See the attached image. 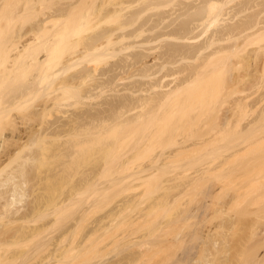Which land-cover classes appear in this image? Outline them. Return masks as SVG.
Segmentation results:
<instances>
[{"label":"bare ground","instance_id":"1","mask_svg":"<svg viewBox=\"0 0 264 264\" xmlns=\"http://www.w3.org/2000/svg\"><path fill=\"white\" fill-rule=\"evenodd\" d=\"M234 2H236V5H234V7H231L230 4ZM82 3V0H76V2L68 3L66 7L57 10L55 15L47 16L42 21H38V23L31 30V33L33 34L30 35L35 36L33 38V41H29L32 38H26L25 34H20L16 31L18 34V38H13L12 40H10L6 47H4V45H6L4 44L0 48H5L3 52L4 54L2 53L4 48L2 49V51H0V53L3 54H0V57H4L3 60L5 63L3 61L2 62L6 66L5 69L1 71L2 74L0 76V177H4V175L6 176V178H0V211L4 210V215L6 214L5 216H8L6 217L7 219L10 217V221L8 223H10L12 227L13 225H17L16 227H18H15L17 229L16 232L14 231L13 234L11 233V238H13V241L16 238L19 239V236L23 232L25 236L26 232H29L30 230L32 234L34 233L32 231H35V233H37L36 237L38 236V234H40L36 232L39 229L34 230V228H36V221L38 220L36 216L34 217L32 214L34 213V211L31 213L28 212V210H24L26 208L25 206H28L23 203L25 202L24 198L27 197L26 195H28L27 193H25V190L26 186L30 183H28V181L26 182L25 180L22 182V179H26L25 174L28 173L27 175H29V171H26V166L29 163L28 161H31L32 163L35 162L34 164L37 166V159H41L42 157H44V154L46 152L43 154L44 156H42V153H40L41 156H39V153L37 154L36 152V154L39 156H37V158L36 154H34L35 152H33L31 148L34 147L35 149V147H37L38 144L41 145L42 142L44 144H49L50 139H54L55 141L59 142L62 147H66L64 146L65 141L63 145V143H60L59 140L62 141V139H68L69 141L71 140L70 138L72 136L73 138L76 137L75 142L78 140L79 141L76 142L77 144H75L74 141L72 142V140L69 141L72 142L71 144L66 141V143L69 144H67V150L70 151L75 144L78 146L79 150L85 151L86 148L91 147L90 142L91 145L95 143L97 144L99 140H97V142L96 139H94L95 141H93V143L91 139H82L80 135H84L83 137L86 136L85 138H87L88 135H91L94 138L98 137L102 139V136H100V132L103 130L102 135L103 139H105L104 137L108 132H112L111 135H113V133H117L118 129H120L121 127L127 128L135 126L138 123L146 124L148 123V121L150 122L151 118L154 119V117H157V120L155 119V121H159L158 123H160V120L161 122L163 120L162 118L160 119L157 115L165 118L164 116L167 117L168 115L167 111L169 113V116H174L180 113L183 115L182 117H184V114L186 115V113H188V111L190 110H186L187 107H189L187 105H190L191 102V100L188 99L191 94L188 96L187 94L195 91L193 89H196L199 86L198 83L200 82L201 75L206 73L205 69L208 68V66L210 67L211 62L214 61L217 57L225 55L228 52H236L238 49H240V47H242V44L264 34V20L259 19V17L255 22H252L251 18H249V20L247 21H241L244 13L261 5V3H259L257 0H105L104 3L102 2V5L99 7V9L97 8V13L96 11L94 12V10H92L90 16H88L86 13H81L82 15L78 14L77 18L75 17V19H73V15L76 14L75 12L77 10V7L82 5ZM111 5L114 7L110 8ZM153 10H156V13H154V15L152 14V16L148 15L145 18V15L149 13V11L153 12ZM93 14H95L94 17L92 16ZM15 18L20 19V16L13 17V19ZM21 18L25 17L21 16ZM30 18L31 17H28L26 21L30 20ZM105 18H107V21L115 20L117 24L114 27H106L105 29L97 31V29H100V27L102 26L100 23L107 22L106 20H104ZM19 19L18 21H20ZM228 21L234 22L229 23ZM90 28L94 31V33H87L83 36L81 35L83 34V32H89L88 29ZM49 29H51L52 32ZM47 30L48 32H51L48 34L49 37L40 39V33H45L47 32ZM75 35H77L76 38L74 37ZM241 38H243L244 41L238 42ZM2 39H4V35ZM4 41L6 42L7 39H4ZM232 41V45H224V43ZM0 43L3 44V40L0 41ZM65 49L69 50L67 52V56H65L64 53V51H66ZM262 53H264V47H260L256 50L257 56H260ZM55 56L56 58L58 57L57 60L55 58L56 62L54 63L56 69L52 70V72L49 71L48 73V70L54 68L53 64L52 68L50 66V59L54 60ZM103 59L105 60V62L106 60L109 62V59H115V61H112V63L110 62L107 67H99V62L101 60L104 61ZM201 60L202 62L197 63ZM6 61L8 62V64H6ZM102 61L100 62V64L102 63ZM213 65L215 66V63H212L211 67ZM34 70H36V73L33 75L34 79L29 80L28 83L26 82L27 85H25L24 87L22 85L21 89L18 88L19 85H15V91L14 88H11V84L16 83L17 77V82L19 81L23 84V82L20 81V79L22 78V76L20 77V74H22L23 76L25 75L26 80H28L29 77L27 78V76H29ZM48 78H51V80L49 79L50 81H47L49 84H47L46 82V84L43 85L44 79ZM22 80L25 81V78H23ZM252 80L254 79L252 78ZM252 80H250L252 84L250 83V81H248L249 84H251L249 89H254L256 90L255 92H258L262 88H264L263 76L259 77L258 81H255V83H253L254 81L252 82ZM34 96H37L39 99L40 96L41 98L43 97V102H37L39 103V105L35 104L31 106V104L33 103L29 104V102L31 100L33 101ZM192 96L193 94L191 95V98ZM251 96L252 94H248L243 96L242 98L236 99L234 102L228 103V109L224 113L222 112V114L219 115L218 113L222 111V106L227 105L228 99H225L220 103V107H218V109L221 110L220 112L216 113L217 116L215 117V126H213V128H210L212 129L210 130V132L213 131L211 132V136L208 132H201L197 140L193 142L188 139V141L186 139L182 140L181 142L177 143L178 145L176 149L171 154L170 151L168 152V154H165L164 151L166 150L161 151L160 155H156L155 158L152 159V161L150 159L151 163H148V166L146 165L130 175L132 181L133 179L136 181H138V179L142 181L143 179V181H145L147 179H150V177L156 176V174L158 175V172L163 168L164 170H166L168 167L166 165L168 164V160L174 155L179 153L181 154L189 149V152L195 151L194 149L196 148L204 149L208 144H210L211 141H213V143L215 144L214 149L213 147H211L213 150L208 147L209 157L211 155V152L213 155H211L209 159H207L208 154L206 153L208 151V148L207 150H204L205 152H200V150L198 152L200 153L198 158L200 162L196 159L198 162L195 161L194 163V161H192L191 165V162L188 161L189 164L187 162V165H182V168L179 167L180 171L177 170L179 168H175V171L177 170L179 172L175 173L176 176L173 175L175 178L173 182H177L180 179L181 185H184V194H191L192 190L189 192V189L194 186L195 183L197 184L198 182H202L204 186L203 188L202 184L200 183H198L197 185L198 187L200 184V186H202L203 188H200L201 190L199 191L202 193L203 190V196H200L202 197L201 200L198 198V202L200 201L199 203H201L200 206L198 204L199 208H197V210L199 211L197 213L199 215L195 214V218L199 216L198 218H196L197 223H195L198 225H196L198 229L197 232L196 229L192 230L193 234H191L190 237V239H192V242H194V245L190 241V239L188 240L189 242H186L189 244H185V248L182 253L183 256H181L182 259H179L181 260L180 262L183 261V264L185 262L187 263V261L188 264H193L194 262L192 263V261L198 263L199 259L196 256L199 257V254L201 262H199L198 264H201L203 259L204 261L202 264H264V154L262 156L255 157L256 155H258L256 154L253 157L251 156L252 158L248 156L250 159L248 157L247 159L244 158L247 161H244V159H240L239 157H244L241 155L242 153L243 155H246L247 152L244 153L246 150L249 152V150H251L250 148L253 149L255 145L259 146V144L263 142L264 108L243 129H241V122L238 121L239 124L237 123L236 125L233 121L234 118H236L235 110L237 108L244 109L246 107H249ZM38 98H36L35 101ZM71 99L76 100L77 103L73 101L75 104L73 105ZM79 99H82L83 102ZM262 101L263 99L261 100V102ZM68 102L70 103V105H67L69 104ZM82 103H86V105L88 104L89 107H87V105L84 108V111H82V109V112L79 111V113H76L77 109L79 108H77V106H79L78 104ZM58 105H62L64 107L62 108L64 110L66 109L63 112L61 111V115L64 114V116H62L64 119L59 120L60 118L58 117L59 119L55 118L57 121H49L50 123H46L48 120L45 119L51 118L47 116L52 113H49V111H52L55 108L61 109ZM105 105L108 107H105ZM193 105L194 104H192L191 106ZM27 107H31V109L33 110L29 111ZM70 107L71 110H75L74 108H76V111H73V113L70 110ZM165 107H169V110L165 111ZM26 108L28 112H24ZM18 110L19 112L16 113V111ZM59 111L60 110H58L57 112L61 113ZM195 112L196 110L194 111V113ZM162 113H165L164 116ZM194 113L190 112V118ZM203 113L205 114V112ZM51 116L53 117L52 114ZM187 116H185L184 118H186ZM192 118L194 119V117ZM155 121L153 120V122ZM177 121H180V119ZM168 122L169 120H167V124H169ZM44 123L46 124L44 125ZM175 123L177 124V127L180 124L176 121ZM181 124H184L183 121ZM230 124H233L235 126L240 125V129L239 127L235 126L234 128L233 125L232 127L237 131L240 130L242 133L236 131L235 133L233 132L234 134H231L232 127L230 129ZM182 125L179 126L182 127ZM112 126H114L115 128L117 127L116 129H113L115 130V132H113ZM168 126H172V123ZM175 126L173 125L169 128L173 129L174 127V131L175 129L177 131L178 128H175ZM104 127L107 129L110 128L111 130L108 129L107 132L106 129H102ZM184 128H186V125L184 126ZM6 130H8V132ZM180 130H182V128H180ZM104 131L105 133H107L105 134ZM239 133L242 135H240ZM114 135L115 136L112 137L116 139V136L118 134ZM226 135L229 136L224 137ZM233 135L236 138L232 140L230 138L234 137ZM77 138L79 139L77 140ZM47 140H49V142H46ZM223 140L225 142H223ZM54 142L50 143V145H55ZM35 144L37 145L33 146ZM48 144H45L46 147L49 146ZM86 144H88V147L86 146ZM71 145L73 146L71 147ZM69 146L71 147L70 149ZM77 146H74L72 153L71 151L69 152L65 150L66 148H64L63 153L61 152V154H64L65 158L70 159L74 157V159H76L75 157L77 155L79 156L80 153L79 150L77 151L76 149ZM58 147L62 148L60 146ZM134 148L132 150L133 153L136 151V148ZM28 149L31 153L28 151ZM42 150H44L43 147L41 151ZM51 151H53V149H51ZM66 151L68 152L67 155ZM24 152H26L27 154L23 155ZM75 152L76 154H78L76 155ZM102 152L103 151H101L100 154H102ZM106 152L108 151H105V153ZM87 153L88 152H86L85 154ZM68 154L70 157L68 156ZM18 155H20L19 157L22 156L23 160L20 158L18 159ZM58 155H60V153ZM80 155L84 156L83 152L80 153ZM201 155H204V157ZM14 156L15 160H21L20 163H16L18 165V169L15 165L9 167H13L12 169L16 168L17 172L22 167V170L20 169L22 172L20 175V172L17 173L15 170V172L18 174L17 176L15 173H13L14 170L12 171V169H8L10 170L9 172H5L7 171V168H9L7 167L9 165L7 160H9L10 158H13L12 160H14ZM129 156L130 154L126 157ZM236 158H238V160ZM239 159L241 161H239ZM68 160L66 162L69 163L71 161V164L69 163L66 166L73 165L72 162H74L75 160ZM235 160H237V162ZM9 161L11 162V160ZM238 161L240 163H238ZM4 163H8L6 164L5 170L4 166L1 168L2 165H5ZM41 163L42 162H40V164ZM38 166L39 168H37L40 169V165ZM194 166L196 168H194ZM67 168L69 167H66L65 169L68 170ZM192 170L195 172L193 173ZM169 171H166V173H168ZM171 172L172 170L170 171V173ZM173 173L174 171L172 172V174ZM30 174H32V172ZM21 175H23L24 178ZM18 176H21V180L18 178ZM125 178L128 179L130 177L125 176ZM125 178H123V180H125ZM172 178L170 180H172ZM182 182L184 183L182 184ZM205 182L207 183L206 187L204 185ZM22 187L25 188L23 189ZM81 188L83 189V187ZM35 191L37 190L35 189ZM83 191H81L82 193L80 194H83ZM188 194L187 196L190 195ZM36 199H38V197ZM36 199L35 202L37 201ZM41 200L43 199L41 198ZM68 200L69 202L66 201V199L64 201L68 204L71 202V205L69 204V206H74L77 203V201L74 199L76 202L74 205H72L74 203L72 202L73 199ZM64 201L61 202L65 207L66 203ZM19 205L21 206L19 207ZM84 205H86V202L84 203ZM29 206H31L30 202ZM57 206L56 209H59L60 205L59 207ZM69 206L67 207L70 210H74V208L72 209V207ZM67 207H65L66 211H69V209L67 210ZM1 208L3 210H1ZM38 208H41V206H38ZM63 208L62 210L64 211L65 208ZM56 209L54 210L56 211ZM32 210H34V206ZM51 210L53 211V209ZM37 211L39 212L40 209H38ZM50 211L48 212L50 213ZM210 211H212L211 218H216L215 220L218 221L217 224L214 221L215 224L213 226L212 221L214 219L212 220L209 217ZM40 213H42V211H40ZM28 214H30V221L35 222V226L33 225L34 228H32V223L28 219ZM112 214L109 215L110 219L115 217L116 215L115 213V215H113L112 217ZM31 215L33 217H31ZM42 215L43 218H41V220H44L47 216L45 217V214L43 213ZM51 215L52 216H50V218L53 217V214ZM54 215H56V212L54 213ZM40 217H42L41 214ZM1 218L2 216H0V219ZM31 218H36V220H31ZM103 218L102 220L106 222L107 220H104ZM55 220L56 221H53L56 223L58 218ZM208 220H212L211 225H209L210 222ZM27 221H29V225L28 223L27 225L31 226L29 228H27L28 226H23ZM103 221L98 222L95 229H99L98 227L102 226ZM18 223L22 226L19 227ZM1 225L2 224H0V227ZM52 225H54V223ZM240 225L242 226L243 230L238 228L240 227ZM243 225H245L246 227ZM9 226H6V228ZM26 228L32 229L26 231ZM6 230H8V228ZM235 230H241V236H239V232L237 234V231ZM242 231H245V234H242ZM94 232H92V234H94ZM1 235H3L2 231L0 233V236ZM5 235L9 237L7 234ZM197 235L198 238L196 237ZM27 236H29L28 233ZM33 237H35V234L33 235ZM236 237L239 238H237L235 242L234 239ZM197 239H199V241ZM195 240L197 243L195 242ZM3 241L4 243H7V240ZM3 241L0 242V250L2 249L4 251L3 254L5 255L6 246H4L3 244V248L5 250L1 248ZM18 241H20V239ZM136 244L137 245H132L137 246L138 248V243ZM142 245L145 244H143L142 242ZM142 245L140 244V246ZM196 247L199 250H197ZM194 249L199 251V253L197 254V251H195ZM80 251L81 250H79V252ZM55 252H57L55 253V255L51 254L52 256H49L52 258H50V261L48 260L49 263L47 262V264H52L53 262H51V260L53 261L55 260V258H57L56 255L58 254V251H56L55 249ZM29 255L31 256V254ZM192 255H196L194 256L195 260H193L194 257ZM209 255H212V260H210L211 258ZM223 255L224 257L228 256V258H224ZM231 255H233V257ZM27 257L23 258L27 260ZM134 257L135 256H133V258ZM28 259H30V257Z\"/></svg>","mask_w":264,"mask_h":264},{"label":"rangeland","instance_id":"2","mask_svg":"<svg viewBox=\"0 0 264 264\" xmlns=\"http://www.w3.org/2000/svg\"><path fill=\"white\" fill-rule=\"evenodd\" d=\"M104 1L105 0H82V2H83L82 5L77 7V10L75 12L76 14H74L73 15L74 18L73 17L72 18L73 19H75V17L77 18L78 14H81V13H83V14L86 13L88 16H90L92 13V10H94V12L96 10H98L99 7L102 5V2L104 3ZM257 1L259 3H261V5L259 7L251 9V10L247 11L246 13H244V15L241 18V21H247V20H249V18H251L252 22H255L258 17H259V19L264 20V0H257ZM73 2H76V0H0V38L2 39L3 35H4V39H7L6 42L4 41V39H2L3 44H1L2 42L0 43V48L4 44H6V45H4V47H6L7 44L10 42V40H12L13 38L14 39L18 38L17 32L20 34H25L26 38H32L29 41H33V38L35 36L30 35V34H33V33H31V30L38 23V21H42L47 16L55 15L57 10L64 8L68 5V3H73ZM113 3H115V2H113ZM234 5H236V2L230 4L231 7L232 6L234 7ZM108 7H110V6H108ZM113 7L114 6L111 5L110 8H113ZM158 12H160V11H158ZM96 13H97V11H96ZM154 13H156V10H153V12L149 11V13H147L145 15V18L148 15L149 16H152V14L154 15ZM94 15L95 14H93L92 16L94 17ZM16 16L17 17L20 16V19L18 18L20 21H18V19H16V18L13 19V17H16ZM21 16H24L25 18H21ZM26 17L27 18L31 17V18H30V20L26 21V19H27ZM34 17H36V18H34ZM101 18H103V17H101ZM106 19L107 18H105L104 20H106ZM228 22L232 23L234 21H228ZM100 24L102 26L100 25L101 27H100V29H97V31L105 29L106 27H114L117 23L115 20L114 21L108 20L107 22H104V23L102 22ZM49 30L51 31V29H49ZM2 31H3V33H2ZM88 31L89 32H83V34H81V35L83 36V35H86L87 33H94V31L91 30V28L88 29ZM91 31H93V32H91ZM51 32H48V30H47V32H45V33L44 32L40 33V35H39L40 39H42V38L45 39L46 37H49L48 34ZM74 37L76 38L77 35H75ZM1 39H0V41H2ZM243 41H244V39L241 38L238 42H243ZM232 44H233V41L228 42V43H224L225 46H230ZM241 46L242 47H240V49H238L236 52H233V53L228 52L225 55L217 57L218 59L216 58L214 61H212L210 64V67L208 66V68L205 69L206 73L203 72L204 74L201 75L200 82L198 83L199 86L198 87L196 86L197 88L193 89L195 91L192 90L194 93L190 91L191 93L187 94V96L190 94L191 95L193 94V96H192V98H191V95L189 98L187 97L188 99L191 100V102H190V105H187L189 107H187V109H186L187 111L189 109L190 110L188 111V113H186L187 111L185 112L186 115L184 114V117L187 116V114H188V116L186 118L182 117L183 115L180 113L176 114L174 116H169V113L167 111V110H169L168 109L169 107L168 108L165 107V109H166L165 111H167L168 115L166 117V116H164L165 113L164 114L162 113L166 119L161 117L160 115H157L160 119L162 118V120H163L161 122V120L159 119L160 123H158L159 121L158 122L155 121V119L157 120V117L153 116L154 119L151 118L152 121L150 120V122L148 121V123H146V124L145 123H138L135 126H131V127H127V128L125 127L126 129L124 127H121L122 129L121 128L118 129L117 133L115 132V130H113V129H116L117 127L115 128L114 126H112V130H113V132H115V133H113V135H111L112 132L111 133L108 132V129H110V128L107 129L104 127L102 129H106V131L108 133L106 132L107 135L106 136L104 135L105 139H103V135H102L103 130L101 129L102 131L100 132V134H101L100 136H102L103 140L101 138H98V137L94 138L91 135H88L87 138H85L86 136L83 137L84 135L83 136L80 135L82 139H89V140L91 139L92 142L95 141L94 139H96V141L99 140V142L97 141L98 142L97 144L95 143V144L91 145V142H90L91 147H88V144H86V146L89 148V151H88V148H86L85 151L79 150L78 146L75 145V144H77L76 142L79 141L78 140L79 138H77L78 141L75 142L76 137L73 138L71 136V138H70V136H69V138L72 140V142L73 141L75 142L74 146H77L76 147L77 151L79 150L80 153L83 152V155L86 152H88L84 156L80 155V153H79V156H82V157H79L77 155L78 153L76 154V152H77L76 151L75 152V154L77 155V156L75 155L76 159H74V157L70 158V159H72V161H74V160L75 161L72 162L73 165H69V166H66V165H68L71 161L69 163H67L66 161L69 158H65L64 154H63L64 155V157H63L61 152L63 153L64 148H66L69 145L68 143H70V144L72 143V142H69L71 140H69V141H68V139L63 140L62 138H61L62 141L59 140L60 143H63V145H64V141H65L64 146H66V147H62V145H60L59 142L55 141L54 139H52V140L50 139V142H49V140L46 141V142H49V144L45 143V144L49 145L48 147H46V145L43 142L41 143L42 146L39 144L33 145V146L37 145V147H35V149L36 148L38 149V150L36 149V151H35L34 147L31 148L32 151L35 152L34 154H36V152H37V154L39 153V156H41L40 153H42V156L45 155L46 157L44 156L45 158L42 157L40 159V158H38L39 156L36 154V157L38 156L37 157L38 159L36 161L37 166L34 164L35 162L32 163L31 161H28L29 162L28 165H30V166H28L26 163L27 166L26 165L25 166L28 168V169L26 168V171H29L30 176L27 175L28 173L26 172L27 174H25V177L28 180L22 179V182L25 180L26 182L28 181V183H30V184L26 183L28 185L26 186V190H25L26 192L25 193L28 194V195H26L28 198L24 196L25 198L24 197L23 198L25 199V202H23V203L25 205H28V206H25L26 207L24 209L25 211L28 210V212H31V213L34 211L35 214L34 213H32V214L34 217L36 216V218L38 219L36 221V228H34L35 222L30 221V214H28L29 215L28 219L32 223V228H34V230L39 229L36 232H38L40 234H38L37 237H36L37 233H35V231H32V232H34L32 234L31 230H30L32 228L27 229V228L31 227V226H28L29 221H27L26 224L23 226H26V227L28 226L26 228L27 229L26 231H29V230L30 231L26 232L23 229L26 232V235L24 236V232H23L19 236L20 241H18L19 240L18 238H16V239L14 238L15 240L13 241L12 240L13 238H11V235L14 233V231L16 232V230H17L16 228H18V227H16L17 225L16 226L13 225V227H12V225L10 223H8L10 221L9 220L10 217L8 219L6 218L8 216H5L6 214L4 215V213H3L4 210L2 209L3 208L2 207L1 210H3V211H0V216H2V218H5V219H2V218H1L2 220L0 219V221L4 222V223L0 222V224H2L0 227V233L2 231V234H3L0 236V242H2L3 240H5V241L7 240V243H4V241H3L2 245H1L2 246L1 248L6 246L5 247L6 250L3 248L5 250V255L3 254L4 251L2 249L0 250V264H21V263L22 264H43V263L47 264V262L49 263L50 258H52L49 256L51 254L55 255V253H57V252H55V249H56V251H58V254L56 255L57 258H55V260H53V261L51 260V262H53L52 264H183V261L180 262L181 260H179V259H182L181 256H183L182 253L184 251L185 244L186 245L189 244L186 242H189L188 240L190 239L191 234H193L192 230L196 229V232H197V229H198V227H197L198 225L195 223H197L196 218L199 217L198 216L199 214L197 213L199 211L197 210V208H199L198 204L200 206L201 203H199L200 201L198 202V200L199 199L201 200L202 197H200V196L201 195L203 196V190H202V193L199 191L201 190L200 188H202L203 184H202V182L201 183L198 182V183L202 184V186H200V184H199V186L197 187L198 183L197 184L195 183L194 186L191 187L192 189L191 188L189 189V192L192 190L191 194L190 193H189L190 195L188 193L184 194L185 193L184 192L185 189L183 187L184 185L183 186L181 185L180 179H179V181L175 180L177 182H173L175 179L173 175H175V173L180 171L179 167L182 168L183 167L182 165H187L186 163L188 161L191 162V165H192V161H194V163H195V161L198 162L199 161L198 158L200 155V153H198V152L200 150H201L200 152L207 150L208 147L209 148L213 147V149H214L215 144L213 143V141H211L210 144H208L209 146L207 145L204 149L202 148L203 150L200 148L199 149L196 148V149H194L195 151L189 152V150H190L189 149V150H186L188 152L185 151L181 154L179 153V154L174 155L172 158H170L168 160V164H166L168 166L167 167L168 170L166 168H165L166 170H164V168H163L162 170L165 172H163L161 170L162 172L159 171L158 175L156 174V176L150 177V179H147V180L144 179L145 181H143V179H142V181L140 179H138V181L133 179V181H132L130 175L133 174V172H136L137 170L146 166L148 163L150 164L152 159H154L156 155L157 156H158V154L160 155L161 151L166 150V151H164L165 154H168V152L170 151V154H171L176 149V147L178 145L177 143L181 142L182 140L188 139V140L193 142V141L197 140V138L201 132H203V133L208 132V133H210V136H211V132H213V131L210 132V130H212L210 128H213V126H215V119H216L215 117L217 116L216 113L220 112V110H221V109L219 110L218 107H220V103L222 101H224L225 99H228L227 105L222 106V111L220 113H218L219 115L222 114V112L224 113L228 109V106H229L228 103L234 102L236 99L242 98L245 95L252 94L250 101H249V103H250L249 107H246L244 109H238L237 108L235 110L236 113L234 112L236 114L235 115L236 118H234V120H233L234 124L237 125L238 121L241 122L240 123L242 126L241 129L246 127L248 125V123L251 120H253L257 116L258 113L261 112V110L264 108V88H262L258 92H255L256 90H254V89L251 90L249 88H250V85L252 84L250 81V80H252V78L254 79V80H252V82L254 81L253 83H255V81L256 82L258 81L259 77H262V76L264 77V53H262L260 56H257V54H256V50L258 48L264 47V34L257 36L255 38L251 39L250 41H247L246 43L242 44ZM2 49H0V51H2ZM4 50H5V48L3 49L2 53L4 52ZM65 50L66 51H64V53H65V56H67L68 55L67 52L69 50L68 49H65ZM3 54H1V55H3ZM55 58H56V56L54 57V60L50 59V62H51L50 66L52 68V64H53L54 68L48 70V73H49V71L52 72V70L56 69V66L54 63L56 62L58 57L56 58V60H55ZM3 59H4V57L2 56V58L0 60V76L2 74L1 71H3V69H5V67H6L3 64V62H4ZM109 60H110L109 62L107 60H106V62H105V60L104 61L101 60L102 63L100 64L101 61L99 62V67H107L110 64V62L112 63V61L113 62L115 61V59L114 60L109 59ZM200 62H202V60L198 61L197 63H200ZM212 63L213 64L215 63V66L213 65L214 67L213 66L211 67ZM6 64H8V62ZM35 71L36 70L32 71V73L30 75L28 73V75H29V76H27V78L29 77L28 80H26L25 75L23 76L22 74H20V77L22 76L20 81H22L23 84L19 81L17 82V78H18L17 77L16 78L17 84L12 83L11 84L12 87L11 86L10 87L14 88V91H15L16 86L19 85L18 88L21 89L22 85L24 87L25 85H27L26 82L28 83L29 80L34 79L33 75L36 73ZM50 77H52V76H50ZM23 78H25V81L22 80ZM249 78H251V79H249ZM49 79L51 80V78L44 79V81L45 80L46 81H45V83L43 81V85H45L47 81H50ZM248 81H250L251 84H249ZM24 82H25V84H24ZM18 83H21V84H18ZM47 84H49V83L47 82ZM196 93H197V95H196ZM37 96H39V95H37ZM37 96H34L33 101L31 100L29 102V104L33 103V104H31V106H33L35 104L39 105V103H37V102H43L42 101L43 97L41 98V96H40V99H39ZM36 98H38L39 101H38V99L35 101ZM262 99H263V101L261 102ZM79 100H82V99H79ZM73 101H75V103H77L76 100L71 99V102H73ZM215 101H216V103H215ZM82 102H83V100H82ZM70 103L67 105H70ZM191 103L194 105L191 106L192 105ZM67 105H64V106H67ZM73 105H75L74 102H73ZM78 105L79 106H77V108L78 107L79 108L77 109V111H76V108H74L75 106L73 107L75 110H71V107H70V110L72 112L76 111V113H79V111H81L82 109H83L82 111H84V108L88 104L86 105V103L85 104L82 103V104H78ZM190 106L193 108H191ZM194 106L196 109L194 108ZM59 107L61 109L55 108V109H53L55 111H53V110L49 111V113L52 112L51 114L53 115V117L51 116V114L47 115L48 117H51V118L44 117V118H48V119H45V120H48L46 123H50V122L55 121L56 119H59V118H60L59 120L64 119L62 117V116H64V114L63 115H61V114L66 109L64 110L63 109L64 107L62 105ZM87 107H89V105ZM105 107H108V106L105 105ZM27 108L29 111L33 110V109H31V107H27ZM27 108H26V110H24V112H28ZM56 109H57V111L60 110L59 112H61V111L62 112L58 113L56 111ZM191 109L192 110L195 109L196 112H198V113H196V112L194 113L195 110L192 111ZM17 112H19V110L16 111V113ZM190 112L194 113V114H192V117H194V119L192 117L190 118V116H191V115L189 116ZM203 112H205V114ZM21 114H22V112H21ZM199 115L201 116L202 120H201ZM179 119H180V121H177ZM190 119H192L194 121H192ZM153 120L155 122H153ZM167 120H169V122H168L169 124H167ZM181 120L184 123L183 125L181 124L182 123ZM175 121L177 123H180L179 125H182V127H180L179 125L177 127V124L175 123ZM190 121H191V123H190ZM233 121H231V122H233ZM156 122H157V124H156ZM46 123H44V125ZM149 123H151V124H149ZM171 123H172V126L176 125L175 128L176 127L178 128L177 131H176V129L174 131V127H173V129L169 128V127H172V126H168V125H171ZM186 123H190V124H186ZM185 125H186V128H184ZM230 125L231 126H229V127L231 129L233 124H230ZM27 126H29V125H27ZM27 126H25V127H27ZM148 126H150V127H148ZM234 126L235 125H233V127ZM239 126H235V127H239ZM106 127H109V126H106ZM233 127H232L231 134L233 132L235 133L237 131L234 129L235 127L234 128ZM180 128H182V130H180ZM239 129H240V127H239ZM6 131L8 132V130H6ZM237 132H241V131L238 130ZM104 133H105V131H104ZM114 134H118L116 136V139L112 137V136H115ZM236 134H238V133H236ZM229 135H226L224 137H228ZM240 135H242V134H240ZM235 138L236 137L234 136L230 139L233 140ZM226 139H229V138H226ZM89 140H88V142H89ZM224 140H223V142L226 141V140L225 141ZM232 140H230V141H232ZM66 141L68 143H66ZM53 142L55 145L52 144V146H53V148H52L50 143H53ZM189 143H191V142H189ZM56 144H57V146H56ZM261 144H259V146H256V145L254 147L252 146L253 149L252 148H250L251 150L248 149L249 152L246 150L244 153L247 152V154L243 155V153H242L241 155L244 157L239 156L240 159H244V158L247 159L248 156L250 158H252L256 154H258V155H256L255 157L262 156L264 154V140H263V142H261ZM211 145H213V146H211ZM58 146L62 147L63 149L59 148ZM72 146L73 145H71V147ZM74 146H73V148H74ZM42 147L44 149V150H42L43 152L41 151ZM54 147H55V149H54ZM71 147L69 146V149ZM134 147L136 148V151L134 150L135 152L133 153L132 150ZM73 148L70 150L71 153H72ZM209 148H208V151L206 152L207 154L209 152ZM51 149H53V151H55V152L51 151ZM67 149L68 148H66L65 150H67ZM58 150H60V151H58ZM28 151L30 152L29 149H28ZM67 151H69V150H67ZM67 151H66V155L68 153ZM98 151H99V153H98ZM101 151H103L102 154H100ZM105 151H108V152L105 153ZM130 151H131V153H130ZM33 152H32V154H33ZM164 152H162V153H164ZM59 153H60V155H58ZM25 154H27V153L24 152L23 155H25ZM129 154H130V156L126 157ZM50 155H51V157H50ZM53 155H55V156H53ZM211 155H212V152H211ZM211 155H210V157H211ZM19 156L20 155H18V159L19 158L22 159V156L21 157H19ZM47 156H49V157H47ZM68 156H69V154H68ZM201 156L204 157V155H201ZM207 156H206L207 159H209L210 158L209 154ZM16 158H17V155H16ZM12 159L13 158L9 159V160H11V162L9 160H7L9 163V165L7 167L14 166V165L17 167L18 166L17 164L21 162V160L19 161L18 159H16L17 160L16 161L15 156H14V160H12ZM150 159H151V161H150ZM236 159L238 160V158H236ZM240 159H239V161H241ZM245 159H244V161H247ZM38 160L39 161L41 160L40 162H42V163L40 164V162ZM237 160H235V161L237 162ZM239 161H238V163H240ZM30 162L32 163V166L34 165L33 167L31 166ZM189 162H188V164H189ZM8 163H4L5 165H2L1 168L4 166V170H5L6 164H8ZM10 163H11V165H10ZM38 165H40V169H38L39 168ZM66 167H69L70 169L67 168L68 170H66L65 169ZM196 167H197V165H196ZM196 167L194 166V168H196ZM12 168H10V167L7 168V171H5V172H9ZM19 168H20V166H19ZM30 168H31V170H30ZM175 168L176 169L179 168V169H177L179 171H177V170L175 171ZM8 169H10V170H8ZM17 169H18V167H17ZM17 169L16 168L12 169V171L14 170L13 173H15L16 176L18 175L17 173L20 172L19 175L22 173L21 172L22 169L21 170L19 169L18 172H17ZM15 170L17 173L15 172ZM169 170L170 171L172 170V172L174 171V173L173 174H172V172L170 173ZM166 171H169V172L166 173ZM192 171H191V175H192ZM195 171H193V173ZM31 172H32V174H30ZM1 175H2V173H1ZM85 175H87V176H85ZM21 176H23V175H21ZM21 176L20 177L18 176V178L20 179ZM38 176H39V178L40 177L41 178L39 179ZM48 176H50V177H48ZM125 176L130 177V178H128L129 180L127 178H125ZM4 177L6 178L5 175H4ZM4 177L1 176L0 178H4ZM47 177L49 179L50 178L51 179L49 180ZM85 177H87V178H85ZM23 178H24V176H23ZM123 178H125V180H123ZM171 178H172V180H170ZM170 182H173V183H170ZM183 183L184 182H182V184ZM206 184L207 183L205 182V184H204L205 187H206ZM84 186H85V188H84ZM81 187H83V189ZM22 188L24 189L25 187H22ZM203 188H204V186H203ZM35 189L37 191H35ZM81 191H83V194H80V193H82ZM32 194L35 195L36 197L33 196ZM187 194L189 196H187ZM69 196H70V198H69ZM37 197L40 201L38 199H36ZM40 197L43 200H41ZM33 199H34V201H33ZM35 199L37 200L36 202H35ZM65 199L68 202H69L68 199H73L72 202H74V203L72 205H74L75 202L77 201L78 206H77V203H76V205H74L75 207L69 206V204L71 205V202L68 204L64 201ZM26 201H27V203H26ZM42 201H43V203H42ZM61 201L62 202L64 201L67 206L72 207V209L74 208V210H70L65 205V207H67V210L69 209V211H66V208L64 207V205ZM29 202H30L31 206H29ZM85 202H86V205H84ZM60 203L65 208L64 211L62 210L63 207L61 206ZM21 205H19V207ZM59 205H60L61 209L60 208L56 209V206L59 207ZM33 206H34V210H32ZM35 206H37V207H35ZM38 206H41V208H38ZM49 206H51V207H49ZM79 207H80V209H79ZM36 208H37V210L40 209V211H42V213L45 214L44 215L45 217L47 216L46 218L44 217L45 218L44 220H41V218H43V215H42V213H40V211L38 212L36 210ZM51 209H53V211ZM54 209H56V211ZM85 209L86 210L88 209L87 212ZM35 210H36V212H35ZM46 210H47V212H46ZM50 210L52 211V213ZM48 211H50V213ZM60 211H62V212H60ZM1 212L3 213L4 216L2 215ZM55 212H56V215H54ZM211 212L212 211H210V216H209L210 218L212 217ZM109 213L110 214L114 213V214H112V217H113V215H115V213H116V215H115V217L110 219ZM40 214L42 217H40ZM51 214H53V217L50 218V216H52ZM195 214H198V215H196L198 217L195 218ZM33 216L31 215V217H33ZM36 218L35 219L31 218V220L32 219L36 220ZM57 218H58V220L55 223L54 221H56L55 219H57ZM61 218H62V221H61ZM102 218L104 220H107V221L106 222L103 221ZM211 219L212 220L214 219V220L213 221L211 220L213 223L210 220H208L210 222V224L208 223L209 225H211V223H212V226H213L215 224V222H216V224L218 223V221L215 220L216 218H211ZM77 220L79 221V223ZM244 220H243V222H244ZM38 221H40V222H38ZM100 221H103L102 226L101 227L99 226L98 227L99 229L96 228L97 229L96 230L95 227H96L97 223ZM219 222H220V219H219ZM27 223H28V225H27ZM53 223H54V225H52ZM3 224H4V226H3ZM9 224H10V226H9ZM48 224H49V226H48ZM42 225H43V227H42ZM45 225H46V227H45ZM6 226H9V227H7L8 230H6L7 229ZM18 226L20 227L22 225L19 224ZM243 226H245V225H243ZM238 228L243 230L241 225ZM5 230H6V233H5ZM237 230H239V229H237ZM237 230H235V231H237ZM241 230L237 231V234L239 232V234H238L239 236H241V234H240ZM94 231H96V232H94ZM9 232H10V234H9ZM92 232H94V234H92ZM242 232H243L242 234H245V231H242ZM27 233L29 236H27ZM234 233H236V232H234ZM5 234H7L9 237H7ZM30 234H32V235H30ZM34 234H35V237H33ZM22 235H23V237H22ZM24 237H25V239H24ZM196 237L198 238V235ZM237 238H239V237H236L234 239L235 242H236ZM1 239H3V240H1ZM197 240L199 241V239H197ZM190 241L192 242V239H190ZM44 242H45V244H44ZM142 242L146 246L142 245ZM144 242H146V243H144ZM195 242H196V240H195ZM136 243H138V248H140L141 250L138 249L137 246H133L134 244L137 245ZM192 243L194 245V242H192ZM3 244H4V246H3ZM5 244H8V245H5ZM140 244L142 246H140ZM127 246H128V248H127ZM143 246L145 247V249ZM131 247H132V249H131ZM71 249H73V250H71ZM196 249H197V247H196ZM77 250H78V252H77ZM79 250H81V251L79 252ZM197 250H199V249H197ZM197 250H195V251H197ZM198 253H199V251H197V254ZM29 254H31V256L33 258ZM24 255H26V256H24ZM27 255H28V257H27ZM22 256L24 258L27 257L26 258L27 260H25ZM133 256H135V257L133 258ZM194 256H196V255H194ZM209 256L211 258L210 260H212L213 259V257H211L212 255H209ZM231 256L233 257V255H231ZM29 257H30V259H28ZM196 257L199 259L198 261L201 262L200 261L201 258H199L200 254H199V257L198 256H196ZM223 257H224V255H223ZM224 258L227 259L228 256L224 257ZM128 259H130V260H128ZM193 260H195V257L193 258ZM24 261H26V262H24ZM196 261H197V259H196ZM203 261H204V259H203ZM203 261H202V263H203ZM224 262H225V260H224ZM192 263L195 264L197 262L192 261ZM186 264H188V261Z\"/></svg>","mask_w":264,"mask_h":264}]
</instances>
